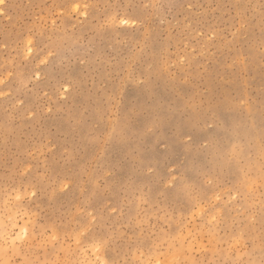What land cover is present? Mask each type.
<instances>
[{"label":"rangeland","instance_id":"obj_1","mask_svg":"<svg viewBox=\"0 0 264 264\" xmlns=\"http://www.w3.org/2000/svg\"><path fill=\"white\" fill-rule=\"evenodd\" d=\"M0 264H264V0H0Z\"/></svg>","mask_w":264,"mask_h":264}]
</instances>
